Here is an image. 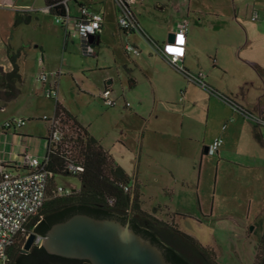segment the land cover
Segmentation results:
<instances>
[{"label":"crops","instance_id":"1","mask_svg":"<svg viewBox=\"0 0 264 264\" xmlns=\"http://www.w3.org/2000/svg\"><path fill=\"white\" fill-rule=\"evenodd\" d=\"M50 1L52 3L54 0ZM69 1H72L78 9L80 6H86L101 13L102 28L93 41V46L101 45L105 30L107 4L105 0ZM109 1L112 23L117 36L119 38L132 35L135 37V32L128 33L120 29L116 20L114 3L112 0ZM185 1L134 0L131 5L133 16L153 44L147 40H145L147 43L142 41L144 38L141 35L142 39L135 38L131 44H125L123 46L125 54L135 58L126 68L123 87L116 92L111 76L104 75L101 78L102 87L98 91L99 97L100 91L108 87L112 91V97L118 100L116 107L122 110L121 119L133 116L137 121L134 129L139 135L137 139L138 169L133 177L101 144L100 140L95 139L114 162L132 178L131 193L135 189L139 195L140 209L144 212L149 209L161 210L158 203L143 207L141 193L149 185L148 179L151 177L153 183L159 184L164 195L168 197L174 195L173 190L176 185L180 186L179 193L182 196H176V202L181 205V210L187 211L194 207L193 187L195 189L199 187L201 170L206 161L204 158L209 156L206 155L205 149L215 138L222 139V144L215 155L218 162L233 164L238 168H248L249 157L252 158L254 155L257 158L259 150L264 149V126L245 117L252 114L264 118V87L261 88L258 79V77L261 79L258 73L260 69L257 68L256 63L240 58L239 53L244 44L241 45L240 41L228 42L229 40L224 38L225 28L218 24V19L223 16L222 12L213 9L211 5L203 6V8L194 6L193 0H187L185 4L179 3ZM176 2L179 4L177 5ZM46 4V0H0V110L4 109L12 99H17L23 89L24 80L19 65L22 52L30 48L38 49L42 63L39 61L37 66L46 72L45 65L48 66V62L44 63L43 60L46 53L44 46L38 43L35 37H30L29 40L25 38L29 28L41 24L44 16H52L41 11ZM25 7H31L35 11H24ZM232 7L234 8V0H232ZM253 8L258 9L259 12L257 21L264 19V0H255L249 11V19ZM147 14L155 16V20L147 21L145 17ZM69 15L71 16L70 9ZM16 20L17 23H15ZM183 22L188 24V30L185 33L182 65L189 72L202 73L205 84L221 94L227 101L188 82L156 51L155 45L162 46L167 43L168 35ZM63 32L64 36L68 35L65 30ZM64 44L65 46L67 44L66 38ZM126 45L134 46L139 53L127 52ZM91 56H96L94 49ZM250 66L257 72L258 77L248 76ZM12 72H14L12 75H8ZM234 72H236V84L231 85L227 79ZM60 76L61 73L56 79L49 78L48 83L56 81L58 86ZM137 90H139L138 98L133 108L127 99V93H136ZM250 91L255 93L253 100L247 99ZM57 102L73 116L60 101L57 100ZM125 102H128L130 106L125 107ZM120 127L122 134L128 131L123 124ZM45 128V137L38 139H23L25 136L9 134L4 129L0 133V160L18 166L22 164L25 156L42 160L47 149L45 138L48 128ZM119 143L121 150L132 151L133 146H130L128 142ZM263 191L264 183L257 190L258 201ZM201 208L202 204L199 202V209ZM177 215L197 219L189 212H180ZM168 223L177 228L174 220Z\"/></svg>","mask_w":264,"mask_h":264},{"label":"rangeland","instance_id":"2","mask_svg":"<svg viewBox=\"0 0 264 264\" xmlns=\"http://www.w3.org/2000/svg\"><path fill=\"white\" fill-rule=\"evenodd\" d=\"M186 1L179 3L185 4ZM193 1L194 6L203 8L211 5L213 9L223 13L218 19V24L225 28L224 38L229 40L228 42L240 41L241 45L244 44L239 56L257 64L261 79L251 66L248 76L252 78L256 75L261 88L264 87V19L255 22L249 19V11L255 0H234V8L232 0ZM105 2L107 4L103 43L94 47L96 56L87 55L82 51L79 38L73 34V28L67 36H64V28L50 15L44 16L41 24L29 28L25 38L29 40L30 37H35L37 42L44 46L46 53L43 60L44 63L48 62V66L45 65L47 73L60 71L58 101L91 136L100 140L133 177L138 169L139 135L134 129L137 121L133 116L121 119L120 107L104 106L98 97V91L102 87L101 78L104 75L111 76L116 92L121 90L126 78V68L135 58L127 56L123 46L131 44L135 38H142L137 33L135 37L132 35L119 38L112 23L110 1L105 0ZM179 3L176 2L177 5ZM67 4L71 16L77 17L79 9L76 5L72 1H68ZM75 14L77 15L74 16ZM145 17L147 21L155 20L153 15L147 14ZM40 60L38 49L30 48L21 53L19 65L24 80L23 89L17 99H12L4 109L0 110V133L6 129L5 125L8 122L23 120L24 124L21 127L6 129L8 133L23 135L25 136L23 139L45 137L47 123L42 117L52 116L54 101L45 97L41 90L42 85L37 80V74L40 72L37 63ZM235 73L228 76L227 81L231 85L236 84ZM138 91L127 93V99L133 108L138 98ZM254 96L255 93L250 91L247 99L253 100ZM121 124L128 128L126 133H121ZM119 142H128L133 146L132 151L121 150ZM249 158L248 164L252 167L238 168L233 164L218 162L215 155L205 157L199 187L197 186L196 189L193 187L194 207L187 211L181 210V205L176 202V196H182L179 193L181 189L179 185L173 190L174 195L168 197L164 195L159 184L153 183L152 177L149 178V185L141 193L143 207L158 203L161 210H145L142 217L151 222L156 220L167 225H171L168 221L174 220L178 231L193 238L216 264H261L264 257V191L258 201L257 190L264 183V149L259 150L257 158L254 155ZM198 169L199 165L197 171ZM53 183L49 187L47 200L52 197V190L56 184L74 187L77 192L80 189V181L74 176L59 175L55 177ZM199 202L202 204L201 209ZM180 212L194 214L197 219L181 217L177 215ZM173 238L183 249L189 251L197 262L203 261L191 245L176 235H173Z\"/></svg>","mask_w":264,"mask_h":264},{"label":"trees","instance_id":"3","mask_svg":"<svg viewBox=\"0 0 264 264\" xmlns=\"http://www.w3.org/2000/svg\"><path fill=\"white\" fill-rule=\"evenodd\" d=\"M57 1L59 0L53 2ZM46 2L51 3L50 0ZM52 10L53 13H58L60 7H54ZM54 107L55 112L64 118L68 130L64 131L61 143L50 146L46 168L54 174V179L57 175L78 177L80 189L65 197L55 196L53 189L52 197L49 200L46 198L42 208L24 225L23 230L16 237L14 244L8 250L5 264H64V259L47 254L38 245H34L32 253L28 254H22L21 248L31 230L37 236H44L53 224L77 213L95 218L129 219L135 231L142 232L160 245L166 258L173 264H216L193 238L179 232L174 225L163 224L156 220L149 221L150 224L140 222L139 217L144 213L140 209L139 195L135 189L131 193L132 178L58 102ZM67 159L81 165L83 172L79 175L70 174L64 167ZM54 179L51 180L49 187ZM124 186L129 188L128 192L124 191ZM109 199H113L114 203L110 205ZM173 235L191 245L203 261L197 262L193 255L173 238ZM261 264H264V257Z\"/></svg>","mask_w":264,"mask_h":264},{"label":"built area","instance_id":"4","mask_svg":"<svg viewBox=\"0 0 264 264\" xmlns=\"http://www.w3.org/2000/svg\"><path fill=\"white\" fill-rule=\"evenodd\" d=\"M69 0H59L46 4L41 9L42 12L51 14L57 24L64 28L66 33H70V28H73V34H75L82 47V51L87 55H93V41L100 33L102 28V15L99 12L89 9L86 6L79 7V15L77 17H71L68 9ZM116 9V20L120 29L125 32H135L141 35L149 43L152 40L143 31L140 25L135 20L131 11V5L134 0H112ZM54 7H60V12L53 13ZM24 11H35L31 7H25ZM98 18V19H97ZM259 19L258 9L253 8L250 14L251 21H257ZM96 24L98 27L94 29V34H87L86 38L80 35L81 25ZM188 30V24L183 22L175 31L176 33L183 32L184 36ZM94 37L93 41L90 38ZM173 42L164 43L162 46L155 45L156 51L167 60V62L178 71L188 82L196 84L200 88L213 94L214 96L227 101L221 94L210 89L204 82L202 73H192L184 68L182 65V57L177 58L176 62H173L172 57L165 52V46L167 44H174ZM89 47L91 50L89 51ZM184 47V46H183ZM125 50L127 52L138 54L139 51L132 45H126ZM42 63V59L40 60ZM60 75V71L45 72L43 69L37 74V80L43 85V92L45 97L54 101L58 100V86L57 82H49V77L56 79ZM99 99L106 107H116L118 100L112 97V91L108 87H104L99 93ZM125 107H129L130 104L125 102ZM233 108H236L232 105ZM245 117L252 122L264 126V118L255 116L252 114L245 115ZM42 120L47 123L48 133L45 138L47 149L42 160H38L33 156H25L20 166L14 165L11 162H4L0 160V264H5L7 261L8 250L14 244L16 237L23 230L24 225L42 208L47 198V191L49 184L54 179V174L46 168L48 161V151L50 146L61 143L63 139L64 131H67V124H65L64 118L54 112L52 116L44 115ZM24 124L23 120L18 122H8L5 128L21 127ZM222 144L221 138H215L212 143L206 147V155L213 156L218 152L219 147ZM65 169L72 175H79L83 172V167L77 164L75 161L66 160L64 163ZM59 176V175H57ZM75 188L70 186L55 185L54 195L58 197L69 196L75 192ZM125 192L129 191L127 186L123 187ZM108 203L111 205L114 203L113 199H109ZM28 236V235H27ZM26 236V237H27ZM41 236H37L35 245L40 243Z\"/></svg>","mask_w":264,"mask_h":264},{"label":"water","instance_id":"5","mask_svg":"<svg viewBox=\"0 0 264 264\" xmlns=\"http://www.w3.org/2000/svg\"><path fill=\"white\" fill-rule=\"evenodd\" d=\"M173 40L174 33H170L167 41ZM36 239L31 230L22 252L30 251ZM39 248L50 255L90 264H173L158 245L132 229L129 222L82 213L53 224L41 236Z\"/></svg>","mask_w":264,"mask_h":264},{"label":"clouds","instance_id":"6","mask_svg":"<svg viewBox=\"0 0 264 264\" xmlns=\"http://www.w3.org/2000/svg\"><path fill=\"white\" fill-rule=\"evenodd\" d=\"M98 19V18H97ZM98 25L96 24H90V25H81L80 26V35L84 36L86 38L87 34H94V29H96ZM185 36L183 32H179L175 34V41L174 44H167L165 46V52L172 57L173 62H176L177 58H180L184 55L185 49ZM91 50V47H89V51Z\"/></svg>","mask_w":264,"mask_h":264},{"label":"flooded vegetation","instance_id":"7","mask_svg":"<svg viewBox=\"0 0 264 264\" xmlns=\"http://www.w3.org/2000/svg\"><path fill=\"white\" fill-rule=\"evenodd\" d=\"M140 218V222H144V223H146V224H150V222L148 221V219H145V218H143L142 216L141 217H139ZM117 219V218H116ZM119 221H121V222H129L130 223V226H131V228L132 229H134V230H136L134 227H133V225L131 224V222L129 221V219H118ZM138 232V231H137ZM138 233H140V234H142L143 235V233L142 232H138ZM143 236H145L146 238H148L146 235H143ZM150 241H152L150 238H148ZM153 242V241H152ZM153 243H155V242H153ZM156 244V243H155ZM156 245H158V244H156ZM159 247H160V245H158ZM34 247V246H33ZM33 247L31 248V250L30 251H28V252H22V250H21V253L22 254H28V253H32V250H33ZM162 250H163V248L162 247H160ZM164 251V250H163ZM165 254V253H164ZM50 255V254H49ZM51 256H55V255H51ZM56 257H59V256H56ZM59 258H61V259H64L65 260V262H63L64 264H90L88 261H85V260H78V261H81V262H75V263H68V262H66V261H77V260H74V259H67V258H63V257H59Z\"/></svg>","mask_w":264,"mask_h":264}]
</instances>
